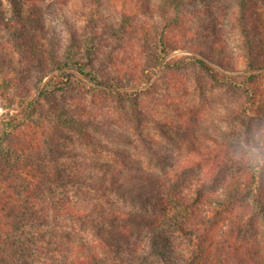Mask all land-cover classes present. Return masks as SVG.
Here are the masks:
<instances>
[{
  "label": "trees",
  "instance_id": "obj_1",
  "mask_svg": "<svg viewBox=\"0 0 264 264\" xmlns=\"http://www.w3.org/2000/svg\"><path fill=\"white\" fill-rule=\"evenodd\" d=\"M203 1L210 40L201 45L204 33L181 24L180 0L157 6L165 20L154 28L153 59L134 66L137 85L151 80L144 70L173 62L224 84L235 97V153L168 160L142 135L146 114L124 89L134 76L104 62L95 40L50 38L47 0H0V107L22 105L0 126V264H264V168L252 163L253 150H264V0ZM127 15L111 35L130 33ZM228 26L244 38L238 51ZM177 50L193 52L165 62ZM238 61L244 69L234 73ZM136 135L158 169L124 156ZM102 249L113 257L99 259Z\"/></svg>",
  "mask_w": 264,
  "mask_h": 264
},
{
  "label": "rangeland",
  "instance_id": "obj_2",
  "mask_svg": "<svg viewBox=\"0 0 264 264\" xmlns=\"http://www.w3.org/2000/svg\"><path fill=\"white\" fill-rule=\"evenodd\" d=\"M47 1L50 6L45 14V25L49 30L50 38L60 42L62 46L68 43L72 34L78 36L83 42L86 39L95 40V44L99 46V55L104 62L112 60L121 67L120 73H124L130 78L134 76L124 89L138 97L141 108L146 114L142 118L141 132L143 136L148 137L154 150H157L163 157H167L168 160H174L180 156L199 158L202 151L209 149L213 153L222 155L227 152L229 155L235 153L233 147L227 144L233 132L230 107L235 104V97L224 84L210 81L194 66L182 63L175 65L176 63L173 62V66L170 68L160 66L155 73L153 71V74L152 71L144 70L145 75L146 72L149 76L151 74V80L145 85H137L142 80L140 77L142 72L136 74L134 66L140 62L142 64L146 62L147 65V59L151 60L154 57L156 44L154 28H161L165 20L162 11L157 8V6H163V0ZM217 1L223 6L230 0ZM142 2L152 4L154 7L143 11ZM195 10L199 11L195 13ZM124 12L129 14L126 17L129 23L132 22V29L130 33L123 32V35L114 37L110 30L112 26H119L118 20H121ZM176 12L186 13L181 24L192 29L196 28L204 34L206 32L205 35L195 38L196 41H202L199 43L200 45L206 40H210L208 38L209 14H207L203 0H180ZM166 13L167 19H169L175 14V11L173 8H168ZM224 36L228 41V47L238 51V44L244 38L237 34L236 28L228 26V32ZM195 44L197 46V43ZM111 46L114 48L111 49ZM192 46L194 45L192 44ZM105 52L110 53L106 55ZM192 52V50H177L171 53L165 62L175 61L179 55ZM236 68L238 71L234 73H241L244 64L238 61ZM151 83L153 85L149 90L146 87ZM129 102H125L127 106H129ZM21 108L22 105H19L18 102L10 108L0 107V126L3 119L18 114ZM197 114L199 116L197 128L190 132L187 128L193 125L192 119ZM130 134L135 136L133 132ZM204 134L213 140L205 137ZM138 138L136 135L134 145L123 143L126 150L124 156L141 162L147 168L158 169L157 160L151 157L152 153L143 146V141L141 142ZM190 140H193L201 148L199 150L191 149L188 145ZM105 141L111 146L116 145L109 139ZM104 154L107 158L114 157L109 153ZM150 158L152 159L150 160ZM114 198L118 206H131L128 201L116 198V196ZM82 236L90 238L87 232ZM79 241L76 240L78 243ZM89 252L92 251L86 250L85 254H89ZM98 256L99 259L113 257V255L107 254L106 249L98 250Z\"/></svg>",
  "mask_w": 264,
  "mask_h": 264
},
{
  "label": "clouds",
  "instance_id": "obj_3",
  "mask_svg": "<svg viewBox=\"0 0 264 264\" xmlns=\"http://www.w3.org/2000/svg\"><path fill=\"white\" fill-rule=\"evenodd\" d=\"M252 163L255 167L264 168V150H262L259 146L253 150Z\"/></svg>",
  "mask_w": 264,
  "mask_h": 264
}]
</instances>
